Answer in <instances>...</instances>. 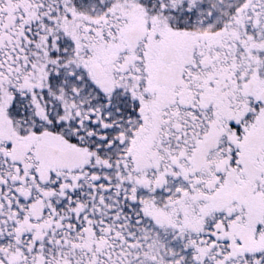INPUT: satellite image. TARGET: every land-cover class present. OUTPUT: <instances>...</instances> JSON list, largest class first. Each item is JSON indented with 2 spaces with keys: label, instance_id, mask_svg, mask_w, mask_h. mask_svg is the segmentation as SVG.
Returning <instances> with one entry per match:
<instances>
[{
  "label": "snow or ice",
  "instance_id": "snow-or-ice-1",
  "mask_svg": "<svg viewBox=\"0 0 264 264\" xmlns=\"http://www.w3.org/2000/svg\"><path fill=\"white\" fill-rule=\"evenodd\" d=\"M0 264H264V0H0Z\"/></svg>",
  "mask_w": 264,
  "mask_h": 264
}]
</instances>
